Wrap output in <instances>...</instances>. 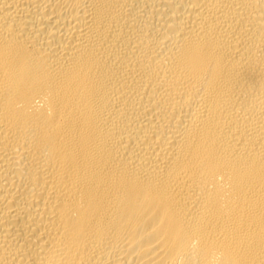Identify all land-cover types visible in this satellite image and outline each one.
Returning a JSON list of instances; mask_svg holds the SVG:
<instances>
[{"label":"bare ground","instance_id":"1","mask_svg":"<svg viewBox=\"0 0 264 264\" xmlns=\"http://www.w3.org/2000/svg\"><path fill=\"white\" fill-rule=\"evenodd\" d=\"M0 264H264V0H0Z\"/></svg>","mask_w":264,"mask_h":264}]
</instances>
